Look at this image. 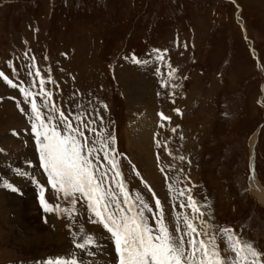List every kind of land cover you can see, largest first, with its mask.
Listing matches in <instances>:
<instances>
[{"label": "rangeland", "instance_id": "374dc122", "mask_svg": "<svg viewBox=\"0 0 264 264\" xmlns=\"http://www.w3.org/2000/svg\"><path fill=\"white\" fill-rule=\"evenodd\" d=\"M236 2L240 9L233 0H0V71L34 94L45 119L53 115V105L64 111L89 145L101 135L114 137L110 148L129 192L140 193L153 211L159 199L173 234L177 214L181 234L182 216L195 215L181 202L186 205L192 196L204 205L203 219L214 226L211 231L224 255H232L223 253L220 229L225 227L264 253V206L252 192L253 174L248 178L250 157L252 173L264 186V70L249 41L264 66V0ZM161 113L170 121L162 120ZM30 115L19 87L0 77L3 177L10 179L15 166L36 163ZM94 146L100 149L99 143ZM98 154L107 165L103 150ZM26 178L34 179V173ZM19 180L24 193L31 190V210L26 216L11 213L15 206L7 203H16L15 196L22 206L27 195L16 190L8 195L0 183V264H38L55 254L71 258L75 252L84 264H110L109 233L87 218L88 223L91 213L82 201L73 220L48 212L44 223L32 181ZM49 196L57 200L51 187ZM145 214L154 224L151 214ZM18 217L24 227L12 229L8 223ZM194 222L199 227V219ZM88 231L105 244L77 248ZM24 236L43 238L38 246L25 248L12 242ZM45 238L50 240L44 243Z\"/></svg>", "mask_w": 264, "mask_h": 264}, {"label": "snow or ice", "instance_id": "6c2138e0", "mask_svg": "<svg viewBox=\"0 0 264 264\" xmlns=\"http://www.w3.org/2000/svg\"><path fill=\"white\" fill-rule=\"evenodd\" d=\"M157 58L162 59V57ZM134 62L141 63L135 59ZM36 75H40L39 70ZM0 77L11 87H19L25 101L30 104L31 131L39 145L40 160L47 174L48 184L57 193L58 200L63 199L71 205V207H63L59 203H49L44 198L47 189L41 185V204L44 210L57 212L62 217L66 216L73 220L80 214L76 205L82 201L91 213L90 222L102 225L114 238L119 264H264V253L257 250L251 242L244 240L232 228L220 229V236L226 242L223 253H232V255L222 254L217 235L211 231L214 226L203 219L205 213L201 208L204 205L199 204L192 196H188L186 205L181 202L180 206L190 207L195 215L182 216L184 230L181 234L179 227L181 216L177 214L176 234H173L165 223L164 211L159 199L155 201L157 211H153V207L140 193L137 192L133 196L129 192L123 174L119 170V162L115 159L116 153L110 148L115 140L114 137L110 134L106 138L101 135V138L94 142L100 144V149L94 144L89 145L88 138L79 124L74 127L73 121L64 111L53 105L51 107L53 115L45 119L31 91L13 83L2 71ZM44 83L42 77L40 85L43 86ZM40 95L50 97L52 94L42 92ZM44 107L48 108V103H45ZM20 110L24 111L23 108ZM175 111L179 112V109ZM160 116L162 120L171 119L163 113ZM76 120L81 121V117L77 116ZM84 128H87L86 124ZM90 130L95 132V129ZM172 131L175 132L176 129L173 128ZM101 150L104 160L108 162L107 165L101 163L98 154ZM108 165L111 167L109 168ZM109 172L112 174L109 175ZM136 175L139 173L137 172ZM145 186L147 187V184ZM146 212L151 214L154 224L149 223ZM197 219L200 221L199 227L194 222ZM80 232H84V229L81 228ZM73 235L75 237V233ZM198 237H206V239ZM96 243L93 234L85 233L75 246L86 249L95 246ZM48 264H81V262L75 258L55 259L49 260Z\"/></svg>", "mask_w": 264, "mask_h": 264}, {"label": "bare ground", "instance_id": "6f19581e", "mask_svg": "<svg viewBox=\"0 0 264 264\" xmlns=\"http://www.w3.org/2000/svg\"><path fill=\"white\" fill-rule=\"evenodd\" d=\"M257 137H258V135H257V133H256V135L253 137V142H252V146H254V144H255V142H256V140H257ZM252 161V166H254V160H251ZM4 173L2 170H0V177L2 176V174ZM2 178H3V176H2ZM1 180V179H0ZM1 185V184H0ZM251 185H252V192H253V194H254V196H255V198L258 200V202L262 205V206H264V186H262V184L260 183V181H259V179H258V177H257V173H256V171L254 170L253 171V176H252V178H251ZM26 193H24L25 195H27V197L25 198L24 197V202H22V206L20 205V203H19V201H18V199L17 198H14L13 197V199L16 201V203H12V202H10V203H7V205L9 206V204H11V206L12 207H14L15 206V208H14V210L13 211H11L10 210V208H9V210H10V212L12 213H21V214H25V216H26V213H29V211L31 210V208L29 207V204H30V202H31V200L29 199V197H28V195L31 193V190L29 191L28 189H26V190H24ZM6 192H7V194H8V192L9 191H7V189H6ZM9 195V194H8ZM31 196V195H30ZM35 196H36V194H35ZM33 197V196H32ZM12 200V199H11ZM34 200V199H33ZM32 200V201H33ZM14 202V201H13ZM35 202V201H34ZM37 202V201H36ZM35 202V203H36ZM31 205V204H30ZM11 207V208H12ZM8 210V211H9ZM38 212V211H37ZM39 213H40V211H39ZM9 215V214H8ZM39 215V214H38ZM10 216V215H9ZM24 216V215H23ZM11 217V216H10ZM24 218V217H23ZM17 220H15V219H13V218H11L10 219V221H9V223L8 224H10L11 223V227H12V229H14L13 228V226L14 225H18V227H24V225L22 224V222L19 220V217L18 218H16ZM21 219V218H20ZM25 222V221H24ZM15 227V226H14ZM16 228V227H15ZM15 233V232H14ZM13 233V234H14ZM88 233H89V231H88ZM91 234V233H90ZM18 236H22V235H20V234H18ZM40 237H42V236H40ZM40 237L39 238H35V239H29V240H27L26 239V236H24L23 238L24 239H19V238H14V239H12V242L14 243V244H18L21 248H22V246L25 248V246L26 245H28V244H33V246H38L39 245V239H40ZM43 238V237H42ZM46 239V241L44 242V243H47V240H50V239H48V238H45ZM82 239V237L80 238V240ZM43 243V244H44ZM30 248H28V250H29ZM63 250V252H61V249H59L58 250V252L59 253H64L67 249H62ZM69 250V249H68ZM53 255V254H52ZM57 255H59V254H55L54 256H57ZM80 255V254H79ZM72 256H73V254H72ZM72 258V257H71Z\"/></svg>", "mask_w": 264, "mask_h": 264}]
</instances>
